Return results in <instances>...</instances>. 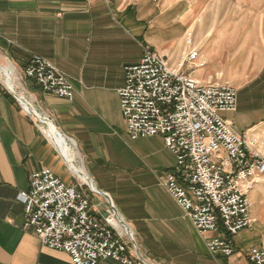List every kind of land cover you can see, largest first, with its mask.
Instances as JSON below:
<instances>
[{
	"label": "crops",
	"instance_id": "crops-1",
	"mask_svg": "<svg viewBox=\"0 0 264 264\" xmlns=\"http://www.w3.org/2000/svg\"><path fill=\"white\" fill-rule=\"evenodd\" d=\"M189 30L204 61L192 76L229 81L236 107L222 117L236 132L264 140V0H0V52L16 68L19 91L72 143L73 163L109 198L84 188L92 212L109 200L148 264H253L250 250L264 244V181L248 194L252 223L234 238V253L213 255L206 242L217 234L198 232L163 186L175 158L162 137L133 140L125 131L117 94L125 68L146 48L176 65ZM33 55L67 78L72 100L43 93L23 76ZM37 120L0 85V264H73L23 226L18 194L33 172L46 168L76 183Z\"/></svg>",
	"mask_w": 264,
	"mask_h": 264
},
{
	"label": "built area",
	"instance_id": "built-area-1",
	"mask_svg": "<svg viewBox=\"0 0 264 264\" xmlns=\"http://www.w3.org/2000/svg\"><path fill=\"white\" fill-rule=\"evenodd\" d=\"M184 66L189 72L182 70ZM203 66L189 30L176 65L146 48L137 64L125 68V82L117 94L127 136L162 137L175 158L162 182L165 190L198 232L217 234L206 242L207 250L230 256L234 238L252 223L248 194L264 181V140L238 133L224 120V112L235 110L236 90L227 80L203 83L194 78L192 73ZM22 74L43 93L67 100L75 95L67 78L39 55L31 56ZM0 85L10 92L1 75ZM20 106L25 114L34 115ZM68 166L75 176L73 185L46 168L30 175L29 188L18 194L23 226L41 246L65 252L73 264L99 260L148 264L137 255L132 233L121 224L111 202L95 206L93 213L84 190L90 191L89 185ZM249 260L264 264V244L250 250Z\"/></svg>",
	"mask_w": 264,
	"mask_h": 264
},
{
	"label": "bare ground",
	"instance_id": "bare-ground-1",
	"mask_svg": "<svg viewBox=\"0 0 264 264\" xmlns=\"http://www.w3.org/2000/svg\"><path fill=\"white\" fill-rule=\"evenodd\" d=\"M0 57H2V60H0V73L2 74L4 79H8V83L6 86L16 93L17 97L20 98L23 106H26L27 109L31 112L38 113L37 110L31 105L30 99L27 98L28 96L25 95L26 97H24L23 94L21 93L22 90L19 91L18 89L20 84L18 83V73L16 71L14 64L9 59H7V57L3 55L2 56L0 55ZM42 116H40V121L42 122L41 124L42 132H44L49 137V139L54 143L57 149L69 160L74 173H76V175H78V177L82 181L88 183L91 186L92 190H95L94 183L84 172V169L82 167L76 166L74 164L75 162L73 163L74 154L72 152L73 151L72 143L69 142L62 133L55 130V128L52 127ZM114 224L115 226H117V228L120 229V226L116 220H114Z\"/></svg>",
	"mask_w": 264,
	"mask_h": 264
},
{
	"label": "water",
	"instance_id": "water-1",
	"mask_svg": "<svg viewBox=\"0 0 264 264\" xmlns=\"http://www.w3.org/2000/svg\"><path fill=\"white\" fill-rule=\"evenodd\" d=\"M8 88V87H7ZM9 89V88H8ZM10 90V92H11V94L13 95V96H15V98L21 103V100H20V98H18L17 97V95H16V93L13 91V90H11V89H9ZM36 117H37V119H39L40 120V116L41 115H39L38 113H34V112H32ZM43 117V116H42ZM52 127H54V125L52 124V122L48 119V118H46V117H43ZM55 128V127H54ZM55 130H56V128H55ZM90 187V186H89ZM90 191L93 193V194H100L101 196H103V197H105L106 199H109L108 198V196H107V194H105L104 192H102V191H100V190H92L91 189V187H90ZM102 215L104 216L105 214L104 213H102ZM117 215V214H116ZM120 222H121V224L130 232V230H129V228L127 227V225L120 219ZM132 242H133V245L136 247V245H135V242L133 241V239H132ZM137 254H138V256L141 258V259H143L142 257H141V255L139 254V252L137 251Z\"/></svg>",
	"mask_w": 264,
	"mask_h": 264
},
{
	"label": "rangeland",
	"instance_id": "rangeland-1",
	"mask_svg": "<svg viewBox=\"0 0 264 264\" xmlns=\"http://www.w3.org/2000/svg\"><path fill=\"white\" fill-rule=\"evenodd\" d=\"M244 9H245V7H244ZM237 11L239 10V9H236ZM0 55L2 56H5V57H7L4 53H1L0 52ZM7 59H9L10 61H12L10 58H8L7 57ZM0 60H2V57H0ZM0 75L2 76V74L0 73ZM3 77V76H2ZM3 79H4V77H3ZM4 82H5V85H7V83H8V79H4ZM26 84H27V86H28V83L26 82ZM24 96V95H23ZM25 97V96H24ZM24 101V100H23ZM83 182H85V181H83ZM86 183V182H85ZM88 184V183H87ZM89 185V184H88ZM90 186V185H89ZM91 187V186H90ZM89 189V188H88Z\"/></svg>",
	"mask_w": 264,
	"mask_h": 264
}]
</instances>
